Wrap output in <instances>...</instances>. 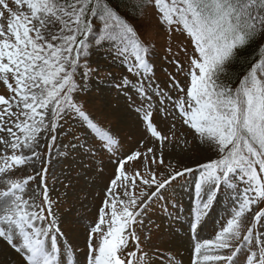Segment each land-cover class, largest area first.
I'll list each match as a JSON object with an SVG mask.
<instances>
[{"label":"snow or ice","instance_id":"obj_1","mask_svg":"<svg viewBox=\"0 0 264 264\" xmlns=\"http://www.w3.org/2000/svg\"><path fill=\"white\" fill-rule=\"evenodd\" d=\"M11 3L20 11H13L7 0H0V80L12 93L9 98L0 96V176L32 165L39 155L35 149L44 139L39 134L62 127L61 121L68 113H74L106 145H115L113 136L75 103L74 93L80 89L74 77L87 58L90 37L98 29L104 32L102 43L118 44L124 59L127 60L128 45L134 51L135 63L127 70L140 78L137 93L147 102L141 118L159 142L155 149L158 155L149 147L145 153L135 152L119 162L98 222L89 232L88 257V264H134L135 251L124 256L122 253L130 238L139 245L135 224L142 223L149 205L160 202L169 189L175 190L182 177L193 172L165 168L158 174L153 170V166L165 167L163 145L169 138L161 135L152 122L151 101L157 93L147 87L152 71L147 60L150 49L106 0ZM155 4L161 22L184 31L198 54L190 62L187 89L173 81L186 99L177 102L169 96L168 102L174 104L175 112L201 142L222 154L220 159L201 165L198 171L194 182V227L199 226L222 193L230 194L237 183L246 186L235 197L241 203L233 219L214 241L195 246L196 264H264V231L253 234L257 226L264 228L260 224L264 211L254 214L253 226L243 236L244 243L234 244L241 240L240 218L246 211L251 212L258 200L264 201V59L252 66L238 88L220 81L225 64L237 56L239 49L257 37L264 38V0H155ZM97 20L101 21L98 26ZM88 75L89 72L82 73V79ZM131 83L125 79L121 87H131ZM55 140L52 135L50 142ZM9 150L11 155L6 154ZM130 161H139L148 169L149 178L145 179L140 171L128 174L125 164ZM37 175L47 201L44 176ZM161 175L166 178L161 180ZM35 179L30 176L22 182L10 180L9 190L0 192V240L20 256L23 264H68L67 252L62 255V251H71V245L63 243V233L55 220H49L38 203L24 199L26 186ZM116 189L122 191L117 193ZM167 207L166 204L165 211ZM47 212L51 215L50 203ZM97 234L101 238L95 248L91 240Z\"/></svg>","mask_w":264,"mask_h":264},{"label":"rangeland","instance_id":"obj_2","mask_svg":"<svg viewBox=\"0 0 264 264\" xmlns=\"http://www.w3.org/2000/svg\"><path fill=\"white\" fill-rule=\"evenodd\" d=\"M135 1L140 4L135 15H126L127 12L124 15L129 18L128 26L133 29L138 40L150 49L147 60L152 71L151 82L147 87L157 93L151 101L152 122L161 135L169 138L163 145L165 167L153 166V170L158 174L164 172L165 168L175 171L192 169L193 172L187 180L177 182L174 191L169 189L160 202L149 205L142 223L135 224L140 251L134 264H196L198 258L194 253L195 246L201 242L214 241L227 222L233 219L237 205L241 203L235 197L246 186L237 183L236 188L229 190L230 194L222 193L199 226L194 227L193 196L198 171L201 165L218 160L222 154L193 134L175 112L174 104L168 102V97L171 96L177 102L178 99H186L184 93L176 90L173 81L187 89L190 62L198 54L194 51L191 38L184 31H177L161 22L155 0ZM7 2L13 11H20L11 0ZM91 37L87 58L79 65L74 77L80 89L74 93V101L121 145L111 151L74 113H68L67 118L61 121L62 127L54 132L42 131L39 134L44 139L35 149L39 155L32 165L0 176V192L9 190L10 180L22 182L30 176H36L26 186L24 199L38 203L44 215L49 216V220H55V225L63 233V243L71 245V251H62V255L67 252L68 264H88L89 232L98 222L106 193L117 175L119 162L135 152L145 153L149 147L154 149V155H158L155 149L159 142L151 136L141 118L147 102L137 93L140 78L127 70L130 64L135 63L131 45H128L126 60L118 52V44L102 43L103 29H98ZM261 59H264V55ZM84 72H89V75L82 79ZM125 79L132 82L131 87H121ZM9 83L15 87L11 77ZM11 95L0 80V96L9 98ZM52 135L56 137L54 143L50 142ZM25 153L28 154V150ZM6 154L12 153L9 150ZM194 168L197 170L195 173ZM125 170L128 174L140 171L145 179L149 178L148 169L139 161L125 164ZM37 173L45 176L47 201ZM261 177L264 179V174ZM165 178L160 176L161 180ZM115 191L120 193L122 189ZM121 199L125 197L121 196ZM49 203L51 215L47 212ZM166 204L167 211L164 210ZM260 211H264V201L258 200L252 205L251 212L246 211L240 218L241 240L234 244L244 243L243 236L253 226V216ZM260 224L264 225V218ZM259 231H264V228H254V236ZM100 238V234L94 236L91 240L93 247H99ZM131 242L137 247L130 240L122 256L130 251ZM0 264H23L20 256L2 240Z\"/></svg>","mask_w":264,"mask_h":264},{"label":"trees","instance_id":"obj_3","mask_svg":"<svg viewBox=\"0 0 264 264\" xmlns=\"http://www.w3.org/2000/svg\"><path fill=\"white\" fill-rule=\"evenodd\" d=\"M106 2L110 9L127 25L130 22L126 15L134 16L140 7V4L135 0H106ZM125 12H127L126 15H124ZM100 23L101 21H96L97 26ZM96 32L97 30L94 34ZM91 40L92 37H90V41ZM263 55L264 38L257 37L247 46L239 49L237 56L232 61L225 64L220 74V81L232 89L238 88L252 66L258 63Z\"/></svg>","mask_w":264,"mask_h":264}]
</instances>
